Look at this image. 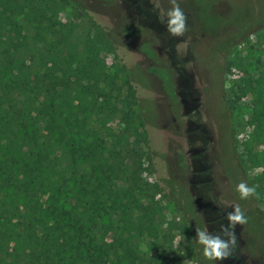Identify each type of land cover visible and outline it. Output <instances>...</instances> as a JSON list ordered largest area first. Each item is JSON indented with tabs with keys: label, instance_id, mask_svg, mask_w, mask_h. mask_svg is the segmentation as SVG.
Masks as SVG:
<instances>
[{
	"label": "rangeland",
	"instance_id": "rangeland-1",
	"mask_svg": "<svg viewBox=\"0 0 264 264\" xmlns=\"http://www.w3.org/2000/svg\"><path fill=\"white\" fill-rule=\"evenodd\" d=\"M57 3L56 19L72 31L69 49L76 52L101 30L114 52L101 51L99 66L115 75L114 89L123 90L125 81L135 89L133 120H113L108 138L131 145L136 116L144 121L152 172L140 171L135 185L120 184L127 192L115 216L121 247L135 242L145 264H264V169L243 160L252 99L239 86L264 69V0H178L188 25L181 37L163 22L169 0ZM133 149L146 166V149ZM242 181L256 187L254 197L240 199ZM236 204L248 218L234 230L238 247L229 259L208 261L195 229L218 232ZM14 207L22 202L14 198L8 209Z\"/></svg>",
	"mask_w": 264,
	"mask_h": 264
},
{
	"label": "trees",
	"instance_id": "trees-1",
	"mask_svg": "<svg viewBox=\"0 0 264 264\" xmlns=\"http://www.w3.org/2000/svg\"><path fill=\"white\" fill-rule=\"evenodd\" d=\"M57 1L0 0V264H145L135 242L121 247L115 219L127 197L120 184L152 172L143 118L131 145L107 132L117 118L133 120L135 89H114L115 75L99 66L101 51L114 52L101 30L69 49ZM239 86L252 99L243 160L264 169V69ZM14 198L22 208L10 211Z\"/></svg>",
	"mask_w": 264,
	"mask_h": 264
},
{
	"label": "clouds",
	"instance_id": "clouds-1",
	"mask_svg": "<svg viewBox=\"0 0 264 264\" xmlns=\"http://www.w3.org/2000/svg\"><path fill=\"white\" fill-rule=\"evenodd\" d=\"M171 7L164 13L166 30L173 37H181L187 30V16L181 9L178 0H169ZM236 191L241 200H247L256 195V187L249 186L246 182H240ZM227 223L220 225L218 232L196 228V241L202 246L203 256L211 262H222L233 256L238 247V239L235 233L237 225H246L248 218L241 207L236 204L232 211L225 217Z\"/></svg>",
	"mask_w": 264,
	"mask_h": 264
},
{
	"label": "flooded vegetation",
	"instance_id": "flooded-vegetation-1",
	"mask_svg": "<svg viewBox=\"0 0 264 264\" xmlns=\"http://www.w3.org/2000/svg\"><path fill=\"white\" fill-rule=\"evenodd\" d=\"M242 260L241 259H235L232 263L230 264H242Z\"/></svg>",
	"mask_w": 264,
	"mask_h": 264
}]
</instances>
